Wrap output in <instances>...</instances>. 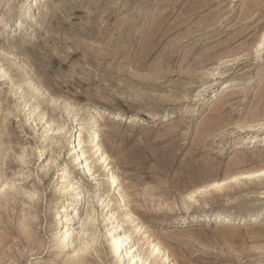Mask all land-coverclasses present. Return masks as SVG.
Listing matches in <instances>:
<instances>
[{
  "label": "rangeland",
  "instance_id": "obj_1",
  "mask_svg": "<svg viewBox=\"0 0 264 264\" xmlns=\"http://www.w3.org/2000/svg\"><path fill=\"white\" fill-rule=\"evenodd\" d=\"M263 34L264 0H0V264H128L100 206L63 192L95 195L81 139L105 193L91 132L144 226L132 240L170 256L149 264H264V177L236 176L264 170ZM68 205L88 250L60 243Z\"/></svg>",
  "mask_w": 264,
  "mask_h": 264
},
{
  "label": "bare ground",
  "instance_id": "obj_2",
  "mask_svg": "<svg viewBox=\"0 0 264 264\" xmlns=\"http://www.w3.org/2000/svg\"><path fill=\"white\" fill-rule=\"evenodd\" d=\"M20 31H22V30L20 29ZM262 47H264V34L262 35V37L258 43L257 48L260 49ZM1 70H2L1 72L4 73V75L2 74L3 75L2 77L4 78L8 72H6V70H4V69H1ZM13 85L15 86V84H13ZM18 87L20 90V86H18ZM94 115H95V117H97L96 113ZM44 118H45V116H41V122H42V120L44 121ZM52 123L54 124V120ZM81 130H82V128L79 129V131H81ZM57 132H58V130H57ZM87 138L88 139H86V140H88V142L86 144H89V145H87L88 146L87 148H89V150L91 151L92 156L94 155V156L98 157L96 160L97 166H99L100 169H104L105 171H109L108 178L105 179V185H106L105 193L104 194L100 193V190L102 188V184L100 183L98 177L95 175V172L93 173V171L88 167V165H86L89 163L90 160L87 161L86 158L83 159L84 155L86 154V151H85L86 149L84 150V146H85L84 142L85 141H83L81 139L78 142H76V140H75V146L73 147L72 151H73V154H76V160H77L76 162H80L81 168L84 170L86 175L89 176L95 182V186H96L95 187L96 192L94 193L95 195L92 196V194H90V193L87 194L85 187L83 185L78 186L73 181L67 182L68 184L66 186L64 185L65 191H63V192L74 193V196H72V197L75 201L74 203H76V204L85 201L86 197L88 195V199L91 197L95 201L97 206H100V208L102 209V211L106 217V221L111 224L110 228L107 230L109 236L111 237V243H112L111 246H113L115 253L123 254V257H127L126 263H128V264H149L148 263L149 258L152 256H155V255H156V259H157V256H161V255L163 256L164 255L165 257H163V259L166 258L168 260L170 258V256L169 255L167 256V252L165 254V250L163 249L164 247L162 248L160 243L158 244V243L151 242V244H150L148 242V244H150V250L148 252H146V251H141L140 247L138 246L137 241L132 240L133 234L143 230L142 228L144 226L141 225V223H140L141 221H138V218L132 213L131 208L128 206V203H127L128 200H127L126 195L124 193V188L122 187V182L120 181V178L114 174V172H111L112 168L110 167L111 166L110 165L111 164L110 155L107 153V151L105 149H103V146H102V144H100V140L98 139L96 133L95 132L89 133V136ZM92 156H90V158ZM236 176L249 178V179L261 178V177H264V170L251 172V173H249V172L241 173L240 175H236ZM224 182H225V180L224 181H213L209 184L200 186L192 194L190 193L191 194L190 199H194V194H196V193H207V194H209V192L214 191L215 189L219 190L223 186ZM111 197H113L117 200L116 208L113 207L115 205L112 204V199H110ZM61 208H62V210H61V212H59L60 214H58V219L62 220L63 225H65V228H63L64 230L59 235V240H60L61 245H63L67 249L72 250L73 253L85 251L88 247L76 248L77 246L74 244V242L76 243L74 235H75V233H77V232H75V226L76 225L74 224V220H75L74 218L76 216H78L77 208L71 209L70 205L64 206ZM116 211L117 212L121 211L120 217H116ZM62 214H65V215L61 216ZM91 216H90L89 212H86V217H87L86 219L87 220H90ZM215 217H217V219L223 220V221L230 220V218H231V217L229 218V217L223 216V215H216ZM83 222H85V221H83ZM87 223L88 222H86V225H84V226H87ZM89 224H91V223H89ZM125 224H130V227L126 228L124 226ZM82 232H83V230H82ZM82 238H83V236H82ZM79 239H80V235L78 237V240ZM89 239H91V238L89 237ZM92 240H93V238H92ZM92 240H89V241H92ZM88 243H90V242H88ZM92 243L95 244L96 242H92ZM83 254H82V256H84ZM77 256L78 255H76V257ZM76 260L77 259L75 258V261ZM155 263L159 264L158 261ZM167 263H169V262H167ZM175 263L172 262L170 264H175Z\"/></svg>",
  "mask_w": 264,
  "mask_h": 264
}]
</instances>
